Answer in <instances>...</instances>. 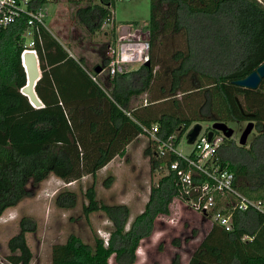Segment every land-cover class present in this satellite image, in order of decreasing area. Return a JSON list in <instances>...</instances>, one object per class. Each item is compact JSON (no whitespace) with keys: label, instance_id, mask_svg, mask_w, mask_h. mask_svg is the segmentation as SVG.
I'll return each instance as SVG.
<instances>
[{"label":"trees","instance_id":"trees-1","mask_svg":"<svg viewBox=\"0 0 264 264\" xmlns=\"http://www.w3.org/2000/svg\"><path fill=\"white\" fill-rule=\"evenodd\" d=\"M67 1L86 36L100 32L111 0ZM118 29L112 26L109 43L97 53L100 63L92 68L79 55L69 57L40 29V43L34 46L40 71L33 88L41 103L37 109L19 93L25 85L20 63L25 22L0 31V216L48 176L64 185L93 179L138 137L147 140L143 155L150 170L166 168L175 157L157 158L146 132L161 141L173 137L175 147L193 124L214 122L253 123L254 135L244 146L216 131L212 139H220L216 156L233 174L235 188L264 202V77L254 90L232 84L264 62V0H149L147 65L93 82L90 76L104 65ZM110 181L109 176L102 185L107 188ZM175 196V177L167 172L149 187L141 212L128 224L127 207L98 204L90 185L81 212L105 216L112 227L106 242L94 236L89 245L70 234L50 247L49 264H108L110 257L114 264H134L140 242L151 236L156 217L169 215ZM76 200L65 189L54 195L53 204L70 210ZM25 222L19 220L18 232L6 242L10 264L32 260L25 234L34 228ZM198 234L191 230L183 243ZM170 245L181 246L177 238ZM169 264H181L178 252ZM186 264H264V217L253 210L234 212L228 232L211 225Z\"/></svg>","mask_w":264,"mask_h":264},{"label":"rangeland","instance_id":"rangeland-1","mask_svg":"<svg viewBox=\"0 0 264 264\" xmlns=\"http://www.w3.org/2000/svg\"><path fill=\"white\" fill-rule=\"evenodd\" d=\"M81 4L79 6H83ZM74 6L67 0H50L43 5L46 13L45 27L51 34L59 33L58 37L65 46L79 55L87 56L89 49L95 50L94 62L99 64V47L109 43L111 28H103L92 38L86 36L82 28L72 17ZM113 26L126 29L135 24L136 27L146 29L149 17V0H111L110 8ZM56 20L57 27L51 23ZM105 33V34H102ZM119 31H116V35ZM116 38V36H115ZM69 43V44H68ZM74 46V48L72 47ZM106 52L104 53V57ZM138 65L129 67L130 71L138 69ZM131 101L132 98H131ZM247 122L238 127L227 125L233 130L232 140L237 145V139ZM201 132L210 127V123H199ZM254 135V130L248 135L246 143ZM147 140L139 137L130 144L123 157L115 158L106 168L99 170L94 178L84 177L76 183L64 185L53 176H48L38 185L30 188V193L15 207L5 210L0 216V264H10L7 260V240L18 232V222L26 220V227L33 226L34 231L25 234V240L32 254L30 264H49L50 247L61 244L70 234L78 237L82 242L92 245V238L97 236L106 242L112 227L101 212L84 217L81 206L85 203L83 193L87 187L93 185L95 199L98 204L107 206L121 204L128 209V224L138 215L147 199L149 187L155 184L166 173L164 168L150 170L148 158L143 155ZM175 150L183 156L193 153V146L185 143L184 135L176 144ZM111 177L107 188L102 185L105 178ZM69 190L76 195V205L70 210L57 209L53 204L54 195L63 190ZM175 201V202H173ZM177 199L169 204V215L158 216L155 219L151 236L140 242L135 255L134 264H169L172 255L178 252L180 263L184 264L190 253L196 248L204 232L210 225L198 214L190 212ZM128 224L126 227H128ZM191 230L198 231L196 239L183 243ZM179 239L180 247L176 249L170 245L171 240ZM108 264H114L112 257Z\"/></svg>","mask_w":264,"mask_h":264},{"label":"built area","instance_id":"built-area-1","mask_svg":"<svg viewBox=\"0 0 264 264\" xmlns=\"http://www.w3.org/2000/svg\"><path fill=\"white\" fill-rule=\"evenodd\" d=\"M50 0H0V31L18 21L25 22L23 33V52H31L35 56V43H40L39 31L45 29L46 13L43 5ZM111 12L102 20L103 28H112ZM148 62L147 31L143 28L127 27L117 33L116 38L106 50L105 63L100 71L90 76L95 82L97 77L109 79L115 75L129 72L132 65L143 66ZM154 131V128H153ZM154 143L157 158L168 155L174 161L164 168L175 177L176 196L189 211L200 215L211 226L213 224L223 231L231 230V216L234 212L253 210L264 217V202L252 200L241 194L234 186L233 174L222 166L216 156L220 139L207 137L201 131L195 137L193 153L183 156L176 152L169 137L166 141L158 140L152 131L146 132ZM165 173V174H166ZM246 237H242L244 240Z\"/></svg>","mask_w":264,"mask_h":264},{"label":"water","instance_id":"water-1","mask_svg":"<svg viewBox=\"0 0 264 264\" xmlns=\"http://www.w3.org/2000/svg\"><path fill=\"white\" fill-rule=\"evenodd\" d=\"M21 67L25 74V85L19 90V93L27 98L28 103L35 109L41 108V103L37 99L34 93V86L40 77V71L38 68V62L36 56L31 52H23L20 56ZM147 63L144 64L146 66ZM95 73L100 71L99 67H95L93 70ZM264 77V62L261 63L256 69L243 79L233 81L232 84L243 89L254 90L257 88L260 80ZM236 103L238 104L237 100ZM240 110V106L238 105ZM241 111V110H240ZM210 131L206 134L207 141H210L213 131L219 132L220 135L229 139L233 135V130L227 127L223 123L214 122L210 125ZM253 129V123L247 122L238 136L237 144L244 146L248 135ZM201 131L199 124H193L184 134L185 143L192 145L195 137Z\"/></svg>","mask_w":264,"mask_h":264},{"label":"crops","instance_id":"crops-1","mask_svg":"<svg viewBox=\"0 0 264 264\" xmlns=\"http://www.w3.org/2000/svg\"><path fill=\"white\" fill-rule=\"evenodd\" d=\"M81 5V4H80ZM51 25L54 27V28H56L57 27V24H56V20L53 22V23H51ZM121 30V28H119L118 29V31H120ZM46 31L48 32V34H49V36L58 44V45H60L66 52H67V54H68V56L69 57H72V58H75V57H77L79 54H75V53H73L70 49H69V47L68 46H65L59 39H61V36L60 37H58V35H60L59 33H56L55 35L54 34H51V32H49L48 31V29L46 28ZM116 33V32H115ZM102 34H105V33H102ZM69 44V43H68ZM73 48H74V46H72ZM95 50H92V49H89V51H88V54H87V56H85V55H79L80 57H82V59H83V62H84V64H85V66L87 67V68H92V66H94V65H97L96 63H94V64H91V63H93L94 62V60L95 59H93V56H95ZM100 80H102L103 78H105V77H103V76H99L98 77ZM139 138V137H138ZM138 138H137V140H138ZM133 142H135V141H133ZM133 142H131L130 144H132ZM129 144V145H130ZM126 149H127V147H126ZM126 151V150H125ZM115 159V158H114ZM113 159V160H114ZM113 160H111L108 164H110ZM108 164L106 165V166H108ZM106 166L104 167V168H106ZM104 168H102V169H104ZM174 199V198H173ZM172 202V201H171ZM173 202H175V201H173ZM178 204V203H177ZM180 206L182 207L183 205H177V207H179L180 208ZM191 212V211H190ZM205 220V219H204ZM188 258H189V256H188ZM188 258H187V260H188ZM187 260L185 261V263L184 264H186L187 263Z\"/></svg>","mask_w":264,"mask_h":264}]
</instances>
